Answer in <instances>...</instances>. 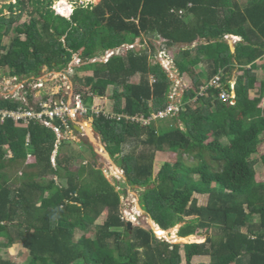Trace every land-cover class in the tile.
I'll use <instances>...</instances> for the list:
<instances>
[{"label":"trees","instance_id":"trees-1","mask_svg":"<svg viewBox=\"0 0 264 264\" xmlns=\"http://www.w3.org/2000/svg\"><path fill=\"white\" fill-rule=\"evenodd\" d=\"M15 2L0 6V78L37 77L43 66L62 70L77 54L89 86L77 90L87 107L112 87L110 107L91 114L92 126L127 183L143 189L141 209L163 230L180 225L179 237L203 230L206 237L181 245L151 229L128 228L123 191L96 167L91 144L80 142L75 152L73 141H58L50 126L0 117V264H17L1 251L19 246L27 251L22 264H193L195 256L211 260L197 264H264V179L257 181L255 168L264 174V153L252 157L264 143V79L250 97L256 70H264V0H99L74 5L69 16L56 13L53 0ZM24 12L28 17L13 26ZM142 35L185 45L173 64L179 75H190L191 86L175 116L152 117L165 107L171 84L152 62L153 42L122 49ZM229 36L242 38L233 50ZM220 71L224 84L235 82L233 102L220 100L218 89L194 99ZM20 106H26L21 99L0 98V109ZM52 123L64 128L59 118ZM157 152L176 159L153 176ZM195 194L208 195V203L199 205Z\"/></svg>","mask_w":264,"mask_h":264},{"label":"rangeland","instance_id":"rangeland-1","mask_svg":"<svg viewBox=\"0 0 264 264\" xmlns=\"http://www.w3.org/2000/svg\"><path fill=\"white\" fill-rule=\"evenodd\" d=\"M9 2H11V4H13V5H16L17 7L19 6V3H16L15 0H0V6L5 5ZM3 9H4L5 15H8L10 11L6 8H3ZM52 9L53 10L57 9L61 13V15L65 14L64 16L70 15V13H68L69 7L64 2V0H53ZM16 13L17 12L14 11L13 14H16ZM26 17H28L27 12L22 13L21 17H19L17 20H15L13 22V26H15L17 23L23 22L26 19ZM138 39H140V37H138L136 39V42H135L136 44L138 42ZM232 39H233L232 37L228 39V42L230 44H232L235 41ZM8 41H9V37L5 36L3 43L7 44ZM161 43H163V39L153 41V45L156 47V49L162 48L161 50H164L163 52L165 54L167 53V55L170 57V60H172L178 51V47H168L165 45L161 46ZM147 45H148V43H143V38H142L141 44H137V47L144 48ZM194 45H196V44H194ZM131 46H133V45H131ZM129 48H130V46H128V49ZM158 51H157V53H158ZM123 52L124 51L119 50L117 53L123 54ZM157 53H156L155 58L152 59V62H156L159 60V58H158L159 56L157 55ZM161 54L163 55L162 52H161ZM105 57H103V58L99 57L98 59L103 60V59H105ZM162 62H163L164 66L168 65L167 64L168 61L166 58L162 59ZM262 62H263V59L258 60L259 64H261ZM81 64H83V61L78 57L77 54H75L73 56V59L68 64V66L62 70L49 71V70H47V68L45 66H43L41 68L39 74L37 75V77L30 76V77H21V78L14 79V78H10L7 76L6 77L3 76L0 78V98H2V99L18 98V99H21V101L24 104L29 103L30 106L35 107L37 105V102L40 101L41 99H43V97H46L47 95L52 96L55 93H58V92L61 93L63 91H64V93H66V91L68 92V90H67L68 88L69 89H80V90H82V92H86L89 90V86H87L85 84L86 72L80 71L78 69V67ZM168 68L170 70H173L175 67L172 63L169 65ZM256 71H257L256 72L257 75H259V76L262 75L261 76L262 79L259 81V82H261L264 79V77H263V71L264 70H263V68L260 67ZM236 74H237V72L235 71L234 75H236ZM179 79H180V81H182V86L188 87V83H189V85H191V77L189 74L185 73V75H182L181 77H179ZM138 80H139L138 74H135L134 76H132L130 78V81L134 82V83H136ZM256 87L259 89L260 87L262 88L263 86L257 84ZM119 89H121V88H119ZM258 89H257V91H254L255 95L258 94ZM111 90H112V87H108L106 94H105V97H101V98L94 97L93 101H92L94 104L92 103L91 106L95 107L96 110H99V111L104 110L105 108L108 109L110 107V104H111V100L109 99V96L111 95ZM26 92L28 94L32 95V100H31L32 102L25 96ZM263 105H264V99L260 103L261 107ZM80 123H82L83 128L85 129L86 136H81L80 133L77 134L75 132H72L73 129L70 128L66 132L67 136L71 137V140L74 143V146H72L70 148H73L72 151H75V152L79 151L80 152L83 148L78 143L83 142V143L91 144L93 146V151L95 152V160H96L95 165H96V167L100 168L103 171V173L106 175V177L115 185V187L117 189H120L122 191H126L125 194L123 193L121 195V201H122L121 212H123V213H127V212L136 213V212H138L141 216L137 219V224L143 228L149 227L150 226V222H149L150 218H148V215L146 213L143 214L142 211L140 210V208H137V205L139 204V194L143 189H138L136 186H132V185H129L127 183L126 177L124 176L123 171L119 168V166L117 165L114 158H112L109 155V153L107 152L106 147L104 146V143L101 142L99 134H97L95 132V130L91 124V118L90 117L88 119L86 118V120H82V122H80ZM86 126H88V127L90 126L89 131L93 137L87 133ZM76 139H78V140H76ZM124 149H125L124 151L128 150L129 145H126L124 147ZM139 150H140V148L137 149V151H139ZM262 153H264V143L260 145V147L257 149V152L255 154H253L252 157L258 159ZM54 155L51 159L52 163H54ZM89 156L90 155H86V158L88 160L91 159V157H89ZM175 159H176V155L174 153L157 152V154L155 156V160H154L153 176L157 173L159 167L164 162H167V161L173 162ZM82 160H84V159L79 158V159L75 160V162H74L75 165L78 166V164H80L82 162ZM31 161H34L33 157L28 158V162H31ZM255 168L258 171L256 174L257 181H263L264 174L262 173L261 167L259 165H256ZM194 197L197 199V202L199 205H206L208 203V195H206V194H204V195L195 194ZM105 215H106V213L104 212L100 216V218L96 221V223H102L103 220L105 219ZM179 226L180 225H176L175 227L170 228L166 231L167 233H169L171 235V236H169V240L171 242L180 243L182 245V244L187 243V242H201L206 237V234H204L205 232L203 230V231L199 232V234H195L193 236L186 237L185 238L186 240H181V239L179 240L178 239L179 236L176 235ZM200 233H202V234H200ZM171 238H173V240ZM1 252H2L3 257H5V258L11 260L12 262L17 263V264H22V262L26 259V256H27V251L22 246L18 247L17 252H12V251L6 250L5 248ZM182 252L183 251L181 250V253ZM182 260H183L182 264H184L185 261H184V259H182ZM199 262L210 263L211 260L209 257H203V256H200L198 258L194 257L192 259L193 264H197ZM244 264H245V261H244Z\"/></svg>","mask_w":264,"mask_h":264},{"label":"built area","instance_id":"built-area-1","mask_svg":"<svg viewBox=\"0 0 264 264\" xmlns=\"http://www.w3.org/2000/svg\"><path fill=\"white\" fill-rule=\"evenodd\" d=\"M99 0H67L69 2V6L71 10L74 5H83L87 6L89 4H95ZM132 47L131 45H129ZM164 50H160L157 55L159 56V63L162 68L167 73L169 79L171 80V84L169 87V91L167 93V103L164 108L158 110L155 114H152V117L155 118H167L170 116H175L179 113L181 106L183 105L181 99L184 94L186 88L188 87L182 86V81H180L179 75L176 68L170 70L168 67L173 63V59L170 60V57L163 52ZM163 53V55L161 54ZM113 51H108L107 56L111 55ZM167 59V66L163 65L162 59ZM171 62V63H170ZM174 65V64H173ZM222 71L218 74L214 75L212 78L208 79L206 82H203L199 85L196 90V94L194 99L198 97H204L209 95L211 89H218V97L222 101H228L230 103L233 102L231 98L234 96V80H230L228 83H223L221 81ZM16 79V77H12ZM40 82V81H39ZM229 87L231 91H227ZM62 90V89H61ZM68 92H58L54 95H47L43 97L40 101L37 102V107L30 106L28 103L24 104L26 106H20L16 110H7L0 109V117L1 120L4 121L6 117L12 118L14 121L22 120L25 123H28L30 120H34L40 123H43L47 126H50L56 136L57 140L62 139H71V137L67 136V131L72 128V132L75 131V128H80L81 133H83L84 128L82 120H85L92 113L98 114L99 110H96L95 107H87L83 101V93L76 89H67ZM102 111V110H101ZM59 118L62 122L64 128L62 129L60 126H56L52 123L53 119ZM122 220L125 222H131L133 224H137V219L140 217L138 212H122ZM159 238L163 239L158 233L156 234Z\"/></svg>","mask_w":264,"mask_h":264},{"label":"crops","instance_id":"crops-1","mask_svg":"<svg viewBox=\"0 0 264 264\" xmlns=\"http://www.w3.org/2000/svg\"><path fill=\"white\" fill-rule=\"evenodd\" d=\"M138 38V37H137ZM136 38V39H137ZM142 38H143V42L144 41H146V43H148V42H150V41H157L156 39H153V38H148V37H146V36H144V35H142L141 37H140V39H138V42H137V44H141V41H142ZM233 39L232 40H235V41H237V39H236V37H232ZM136 39H135V41L131 44V45H133L132 47L133 48H135V50L136 51H139L140 49H144V48H142V47H137V44L135 43L136 42ZM234 41V42H235ZM238 41H240V40H238ZM234 42L232 43V44H230V47H231V49L233 50L234 49V46H233V44H234ZM196 43H198V42H196ZM195 43V44H196ZM135 45V46H134ZM162 45H164L163 43H161V46ZM128 46H129V44H125V45H123L122 46V49H124V50H126V49H128ZM185 45H182V44H178V45H175V46H173V47H178V49H179V47H184ZM162 48H158V49H156V51H160ZM158 51V52H159ZM262 73V72H261ZM183 75H185V74H183ZM262 76V75H261ZM261 76H259L258 75V83H256V86H257V84L259 85L260 83H259V81L262 79V77ZM263 77H264V71H263ZM186 82V81H185ZM187 83V82H186ZM188 85H189V83H188ZM257 87L254 89V90H252V91H250V97H254V96H256L255 94H254V91H257ZM93 103V102H92ZM94 104V103H93ZM77 130H78V132L81 134V136H86V134H85V129H84V131H83V133H81V130H80V128H77ZM78 133V134H79ZM76 140H78V139H76ZM80 144V143H79ZM93 147V146H92ZM191 236H193V235H191ZM187 237H190V236H187ZM198 257H200V256H195V258H198ZM194 258V257H193Z\"/></svg>","mask_w":264,"mask_h":264},{"label":"clouds","instance_id":"clouds-1","mask_svg":"<svg viewBox=\"0 0 264 264\" xmlns=\"http://www.w3.org/2000/svg\"><path fill=\"white\" fill-rule=\"evenodd\" d=\"M66 2H67V0H66ZM68 4H69V2H67ZM73 9V8H72ZM56 13H58V14H60L61 15V13L57 10V9H55L54 10ZM71 12H72V10H71V7H70V14H71ZM229 37H236V36H229ZM228 38V37H227ZM229 39V38H228ZM130 48H133V47H130ZM110 51H113V50H110ZM108 52V51H107ZM107 52H106V54H105V56L107 55ZM104 56V57H105ZM110 56V55H109ZM109 56H106L105 57V59H103V60H106ZM98 59V58H97ZM99 60V59H98ZM102 60V61H103ZM158 62V61H157ZM161 65V64H160ZM164 70V69H163ZM165 71V70H164ZM77 90V89H76ZM90 118H91V124H92V116H89ZM88 117V118H89ZM87 118V119H88ZM86 120V119H85ZM90 127V126H89ZM75 133H79L78 132V130H77V127L75 128V131H74ZM123 193H124V191H123ZM125 194V193H124ZM137 208H140V210L142 211V213L144 214L145 212L141 209V207L139 206V204L137 205ZM141 216V215H140ZM148 218H150L149 216H148ZM149 222H150V226L149 227H145V228H147V229H151L152 231H153V233H154V235L157 237V238H159L156 234L158 233L157 232V229L159 228V230H162V231H167V230H163V229H161L151 218L149 219ZM127 223H131V222H126V224ZM154 225H152V224ZM131 225H132V227L131 228H133V227H135V226H139L138 224H133V223H131ZM159 234V233H158ZM168 234V236H171L169 233H167ZM160 235V234H159ZM176 235H178V234H176ZM163 239L162 240H164V241H168V242H171L170 240H169V237H164V236H161ZM182 238V237H181ZM159 239H161V238H159ZM172 243H174V242H172Z\"/></svg>","mask_w":264,"mask_h":264},{"label":"bare ground","instance_id":"bare-ground-1","mask_svg":"<svg viewBox=\"0 0 264 264\" xmlns=\"http://www.w3.org/2000/svg\"><path fill=\"white\" fill-rule=\"evenodd\" d=\"M69 12H70V6H69ZM88 126H86V130H87V133L90 135V136H92V134L90 133V131H89V127L87 128ZM87 134V135H88ZM93 137V136H92ZM91 139V138H90ZM93 139V138H92ZM102 149V148H101ZM157 232L160 234V236H164V237H169L168 236V234H167V232L166 231H162V230H159V228L157 229ZM173 237V236H172ZM186 237H179L178 239L180 240H186L185 239ZM172 240H173V238H171ZM178 241V240H177Z\"/></svg>","mask_w":264,"mask_h":264},{"label":"water","instance_id":"water-1","mask_svg":"<svg viewBox=\"0 0 264 264\" xmlns=\"http://www.w3.org/2000/svg\"><path fill=\"white\" fill-rule=\"evenodd\" d=\"M228 38H231V37H228ZM236 39H237V40H242L241 37H236ZM225 88H227V86H225ZM124 193H126V191H124ZM127 227H128V228H131V227H132L131 223H127Z\"/></svg>","mask_w":264,"mask_h":264}]
</instances>
